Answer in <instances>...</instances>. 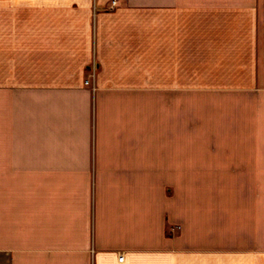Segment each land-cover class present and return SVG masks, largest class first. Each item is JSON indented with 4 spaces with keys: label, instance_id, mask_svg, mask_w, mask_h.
Listing matches in <instances>:
<instances>
[{
    "label": "crops",
    "instance_id": "crops-1",
    "mask_svg": "<svg viewBox=\"0 0 264 264\" xmlns=\"http://www.w3.org/2000/svg\"><path fill=\"white\" fill-rule=\"evenodd\" d=\"M196 174H264V0H0V264H264Z\"/></svg>",
    "mask_w": 264,
    "mask_h": 264
},
{
    "label": "rangeland",
    "instance_id": "rangeland-1",
    "mask_svg": "<svg viewBox=\"0 0 264 264\" xmlns=\"http://www.w3.org/2000/svg\"><path fill=\"white\" fill-rule=\"evenodd\" d=\"M91 72L95 74V67L92 65ZM91 74V73H90ZM90 78V77H89ZM168 177V176H167ZM168 179V188L170 183L183 186L184 194L199 193L203 195H214L215 203L224 206L232 205V215L227 216L226 212L218 214V223L231 220L234 223L239 222L241 214L239 210L241 206L246 205L248 200H255L257 204L262 203V240H260L264 247V174L261 175H239V174H224V175H183L171 176ZM164 182V181H163ZM207 199V197L205 198ZM260 209V206H259ZM259 241V239H258Z\"/></svg>",
    "mask_w": 264,
    "mask_h": 264
},
{
    "label": "built area",
    "instance_id": "built-area-1",
    "mask_svg": "<svg viewBox=\"0 0 264 264\" xmlns=\"http://www.w3.org/2000/svg\"><path fill=\"white\" fill-rule=\"evenodd\" d=\"M116 4H117V0H112V7L115 6ZM94 75H95L94 72H91L90 78H87L86 82L89 83L91 77H93ZM119 259L122 260L123 256L121 255ZM0 262H3V263L8 262L7 253L5 251H0Z\"/></svg>",
    "mask_w": 264,
    "mask_h": 264
}]
</instances>
